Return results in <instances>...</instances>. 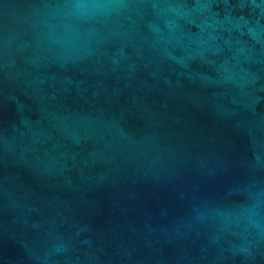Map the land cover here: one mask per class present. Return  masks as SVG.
<instances>
[{"label":"water","instance_id":"1","mask_svg":"<svg viewBox=\"0 0 264 264\" xmlns=\"http://www.w3.org/2000/svg\"><path fill=\"white\" fill-rule=\"evenodd\" d=\"M0 264H264V0H0Z\"/></svg>","mask_w":264,"mask_h":264}]
</instances>
